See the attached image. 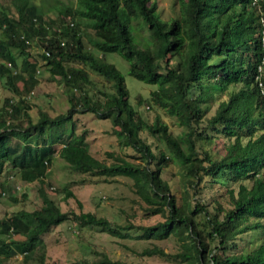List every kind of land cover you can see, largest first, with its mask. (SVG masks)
I'll return each instance as SVG.
<instances>
[{
	"label": "trees",
	"instance_id": "16d2710c",
	"mask_svg": "<svg viewBox=\"0 0 264 264\" xmlns=\"http://www.w3.org/2000/svg\"><path fill=\"white\" fill-rule=\"evenodd\" d=\"M135 13L148 28L149 39L134 40L130 19ZM260 17L264 21V0H183L179 16L169 18L161 17L151 0H70L60 7L37 6L33 0L1 4L0 78L9 94L0 103V157L7 155L9 135H36V144L15 142L13 161L20 178L38 183L41 204L0 218V233L11 229L8 238L0 237V264L18 252L26 264L41 234L66 219L81 239L83 225L119 237L134 226L130 221L112 225L106 217L82 210L76 198L77 211L60 209L44 187V182L50 186L45 178L54 152L52 139L60 142L57 154L71 169L130 178L145 213L161 216L139 225L140 236H171L177 247L167 251L156 244L145 246L140 257L156 254L187 264H264V95L255 82L262 53ZM82 23L92 30L84 31ZM14 50L22 54L19 61ZM109 51L128 62L131 76L155 85L148 96L136 93L135 103L165 108L182 124L181 130L171 132L158 113L146 121L129 103L123 75L103 57ZM39 66L63 84L68 107L52 116L40 108L32 121L27 99L38 82ZM262 67L264 72V62ZM78 111L109 117L120 142L136 151L139 161L115 156L104 162L92 156L70 122ZM67 122L70 132L60 134ZM142 131L152 138L142 137ZM215 135L225 139L219 155L208 147ZM173 162L182 172L180 201L161 175ZM221 178L234 183L224 196L203 197L202 189L223 183ZM63 191V200L74 198L71 190ZM7 198L17 200L9 194ZM236 239L242 245L235 250ZM37 264H45L42 256ZM86 264L140 263L102 253Z\"/></svg>",
	"mask_w": 264,
	"mask_h": 264
},
{
	"label": "rangeland",
	"instance_id": "374dc122",
	"mask_svg": "<svg viewBox=\"0 0 264 264\" xmlns=\"http://www.w3.org/2000/svg\"><path fill=\"white\" fill-rule=\"evenodd\" d=\"M70 0H33L38 5L43 7H50L55 5L57 7L63 6ZM72 1V0H71ZM155 3V9L163 18L179 16V5L183 0H151ZM8 0H0L1 4H6ZM50 14H55V9H49ZM130 26L132 36L135 41L141 37L149 39L148 28L142 24V18L138 13L131 16ZM80 28L84 31L90 32L92 29L88 25L80 24ZM86 43L92 48L93 52L98 53L97 49L92 45V40L85 36ZM140 41V40H139ZM34 48L28 51L33 52ZM27 51V50H26ZM16 58L19 61L22 54L14 50ZM26 53H23L25 55ZM103 57L106 61L111 62L121 72L127 87V99L129 103L135 107L141 116L148 122L153 120L154 114L158 113L160 117L167 123L169 130L177 133L182 128V124L177 121V118L170 115L167 110L159 105L153 104V107H147L146 103H135V94L140 93L143 96H148L150 90L155 88V85L145 83L131 76L128 73V62L122 58L117 52H105ZM4 62L0 59V66ZM38 82L33 90L29 92L26 112L30 119L34 121L37 117L38 109H44L48 114L55 115L65 112L68 107L65 87L56 78L49 76L48 71L44 66L38 67ZM57 77V76H56ZM97 79L96 75L93 76ZM3 78H0V103L5 95L9 92L3 86ZM109 82H106V87ZM238 85H235L237 87ZM216 105H210L206 112L211 113ZM70 122L73 123V130L77 134H82V138L87 145L88 152L97 159L104 162L114 160L115 156H121L131 161H139V154L130 146L120 142L116 135L113 124L109 117L100 118L92 112L78 111L72 114ZM64 123L60 128V134L69 133L71 130V123ZM61 127V126H60ZM140 135L147 136L148 140L152 137L142 131ZM224 138L221 135L213 136V140L208 144L210 150L215 155L222 153L224 148ZM15 141L22 146L24 143L36 144V135L30 133L11 134L7 138L8 148L7 155L0 157V181L5 179L7 174H12L11 178H6L5 181V195L8 194L16 197L17 200L9 201L8 198L2 197L0 201V217L10 213L16 209L24 208L32 210L41 204V197L37 191L38 183L33 181L22 180L13 166L12 152L15 150ZM49 141V140H48ZM47 141V142H48ZM49 143L54 148L53 157L51 158L49 170L46 172V180L49 185L44 187L51 198H54L61 210L69 211L71 209L78 210L75 198L80 201L81 208L84 211H91L97 216H104L113 224H125L130 221L134 226L128 230H122L123 237L111 236L105 231H101L97 227H88L83 225L79 234L83 239L76 237L72 230V220H64L57 225L50 228L48 232L41 234V243H37L32 251V258H29L26 264H37L40 256L45 264H86L93 259L98 258L102 253L106 254L110 259H120L127 262H138L140 264H187L174 258H166L159 255H150L140 257L138 252L145 246L150 247L153 244L161 247L167 251H173L177 247V243L173 237L169 236L160 240H153L142 238L139 225H146L154 223L160 219L159 214H146L143 209V203L139 202L132 187V181L126 176H114L103 178L102 176L90 175L71 169L68 164L58 156L57 150L60 147V142L52 139ZM156 145L163 148L165 146L161 142L155 140ZM12 151V152H11ZM16 151V150H15ZM156 152L157 150L154 149ZM14 154L18 152H13ZM13 154V155H14ZM12 168V170L10 169ZM162 177L166 179L170 185L171 191L174 193L177 201H180L182 192V172L176 162L170 163L161 173ZM223 181V178H221ZM247 182V180H245ZM18 184V190H15L13 185ZM234 183L226 181L223 183H215L214 187L205 186L202 189L203 197H209L219 193L220 199L225 194V188L232 186ZM64 189H69L74 194V198L67 197L63 200L62 195ZM121 210L124 211L121 212ZM127 215V217L125 216ZM74 231L77 232L76 229ZM1 235V233H0ZM236 249L240 248L242 241L236 239ZM231 248V247H230ZM234 249V248H231ZM228 250V249H227ZM16 259H9L6 264H25L21 255L15 256Z\"/></svg>",
	"mask_w": 264,
	"mask_h": 264
},
{
	"label": "built area",
	"instance_id": "2783aa9c",
	"mask_svg": "<svg viewBox=\"0 0 264 264\" xmlns=\"http://www.w3.org/2000/svg\"><path fill=\"white\" fill-rule=\"evenodd\" d=\"M260 22H261V26H260V45H261V49H262V53H261V57H260V64H257L256 68H257V73L255 75V82L256 85L259 88V91L261 94L264 95V83L262 80V76L264 74L263 72V67H262V63L264 62V21L262 20V18L260 17Z\"/></svg>",
	"mask_w": 264,
	"mask_h": 264
},
{
	"label": "clouds",
	"instance_id": "9594fccd",
	"mask_svg": "<svg viewBox=\"0 0 264 264\" xmlns=\"http://www.w3.org/2000/svg\"><path fill=\"white\" fill-rule=\"evenodd\" d=\"M10 1L11 0H8V4L10 3ZM253 1V0H252ZM35 3V2H34ZM36 4V3H35ZM37 5V4H36ZM1 8V7H0ZM262 18V17H261ZM260 26H261V24H260ZM6 122H8L7 120H6ZM16 142V141H15ZM7 148H9V145L7 144V146H6ZM13 156V152H12V154H11V157ZM14 162V161H13ZM14 167L16 166V165H13ZM16 168V170H15V172H17V174L19 175V173H18V169H17V167H15ZM11 170H12V168H10ZM12 177V174L10 173V174H7V176H6V178H11ZM20 177V176H19ZM6 178L5 179H3V180H1L0 181V192H1V194H5V189H4V186H5V181H6ZM22 179V178H21ZM23 180V179H22ZM25 181V180H24ZM1 186H3L2 188H1ZM18 184H16V183H14V185H13V187H14V189L15 190H18ZM8 197V195L7 196H5V195H1L0 196V201H2V197ZM11 213V212H10ZM9 213H7V215H8ZM2 217V216H1ZM0 217V218H1ZM10 233H11V229L9 228L7 231H6V233H1V235H0V237H3L4 239H6V238H8L7 237V235H10ZM18 254H20L21 255V257H22V259H23V252H18V253H15L10 259H16V255H18ZM8 261V260H7Z\"/></svg>",
	"mask_w": 264,
	"mask_h": 264
}]
</instances>
